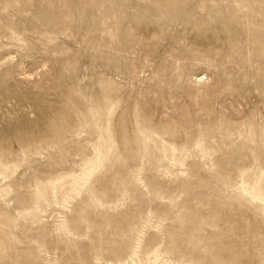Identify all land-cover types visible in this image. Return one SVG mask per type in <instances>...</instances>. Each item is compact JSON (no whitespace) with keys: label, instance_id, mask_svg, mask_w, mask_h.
Wrapping results in <instances>:
<instances>
[{"label":"rangeland","instance_id":"374dc122","mask_svg":"<svg viewBox=\"0 0 264 264\" xmlns=\"http://www.w3.org/2000/svg\"><path fill=\"white\" fill-rule=\"evenodd\" d=\"M0 264H264V0H0Z\"/></svg>","mask_w":264,"mask_h":264}]
</instances>
